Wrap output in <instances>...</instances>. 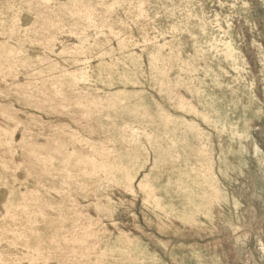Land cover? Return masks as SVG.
Masks as SVG:
<instances>
[{
	"label": "rangeland",
	"instance_id": "obj_1",
	"mask_svg": "<svg viewBox=\"0 0 264 264\" xmlns=\"http://www.w3.org/2000/svg\"><path fill=\"white\" fill-rule=\"evenodd\" d=\"M0 264H264V0H0Z\"/></svg>",
	"mask_w": 264,
	"mask_h": 264
}]
</instances>
